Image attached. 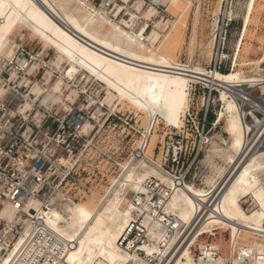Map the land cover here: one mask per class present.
<instances>
[{
  "label": "bare ground",
  "instance_id": "1",
  "mask_svg": "<svg viewBox=\"0 0 264 264\" xmlns=\"http://www.w3.org/2000/svg\"><path fill=\"white\" fill-rule=\"evenodd\" d=\"M129 1L115 2L113 8L107 6L106 1L97 6L92 0H0V62H3V59L11 61V57L7 58V53L18 45L16 38L12 36L20 33V26L25 27L40 37L44 44L54 47L59 60L69 61L71 67L66 71L69 78L73 79L82 68L118 92L121 99L132 103L150 117L146 128L149 134L144 133L145 139L140 146L147 148L146 152L140 155L142 171H135L132 161L125 166L123 173L125 179L122 177L115 181L103 195L88 201L68 202L73 204L68 205L66 215L56 208H51L48 212L43 211L46 224L57 235L63 239L76 241L72 249L66 245L62 250L64 258L68 264H149L147 259L140 257L136 252L124 249L118 243L133 218L134 207L127 198V188L135 192L143 191L142 183L152 176L172 185L173 177L163 170L158 160L149 155L153 151L158 135L157 130H154V123L160 116L168 125L182 128L190 103V83L196 81H206L221 93L220 99L224 103L225 112L220 113L219 120L226 117V130L230 135V147L233 150V153L228 155L232 167L230 166L226 173L223 168L218 169L216 175L207 179L208 187H197L194 183L188 182V179L185 186L175 187L168 209L177 215L176 222L186 226L187 231L191 228L194 230L189 238L192 239L190 244L188 241L181 246L167 264H182L184 258L190 260L192 252L189 245H193L197 238L212 229H214L212 232H215L216 228L231 230V236L237 238L239 245L248 246L247 251L263 249L264 117L261 118L256 111L261 110L264 115V104L257 103L236 86L238 83H247L250 87H258L264 101V69L257 66L255 72L252 71L254 73L250 74H242L239 71L227 73L213 71L209 74L206 69L195 64L194 57L190 63L185 64L171 53L167 55L166 52H161L159 47L148 46L150 41H156L159 36L156 30L149 36L145 34L151 19L144 18V13L138 14L137 8L136 13H129L126 20L120 17L124 10H128L125 4ZM139 1L141 5L143 0ZM166 1L168 0H156L157 3ZM180 1L173 0V5H178ZM254 1H250L249 11ZM150 10L152 15L157 12L156 7L152 5L148 8V11ZM141 19H144V22L136 29ZM247 21L248 16L246 24ZM153 23V28L160 27L159 23ZM107 24L108 28H105ZM142 35L145 36L144 40ZM173 40L169 43L174 44L172 47L177 49L178 42L175 40L177 43L175 45ZM206 47L207 45L203 46V49ZM170 48L167 47L168 50ZM17 57L28 60L18 52ZM28 62L34 65L33 70L27 69L24 72L16 69L17 77L9 75L11 82L21 87L24 85L20 84L22 77L30 79L29 75L34 74L38 65L36 62L32 63L29 60ZM7 70L11 73V66L1 73ZM1 79L2 77L0 98H3L7 90L2 87ZM59 84L57 82L55 86L46 88L40 100L35 94V97H32L31 92H22L18 111L26 117L36 113L35 118L40 119L43 113L37 107L38 103L50 111L55 110L56 104L52 106L48 103L60 100L63 83ZM12 87L11 84V91ZM41 90V86H38L37 91ZM239 101L248 104L249 108H243ZM250 117L251 119H248ZM145 143L147 144L144 145ZM218 179L225 182L216 206L220 215L195 224L201 202L206 201L208 191L215 188ZM249 195L256 200L257 206L247 212L243 199ZM31 204L40 209L37 199H33ZM0 217L14 222L19 215L13 204L6 202L0 209ZM153 237L162 242L165 235L157 230ZM176 240L177 235L165 244V249L154 243L146 245L145 250L148 255L157 254L156 257L162 259ZM204 241L199 245H204ZM23 242L24 236H21L11 247V264H29L23 257L31 262L37 261L41 250L33 253L26 250L21 253ZM179 242L180 240L176 244ZM214 245L223 246L216 239ZM224 248L227 250L228 244Z\"/></svg>",
  "mask_w": 264,
  "mask_h": 264
},
{
  "label": "rangeland",
  "instance_id": "2",
  "mask_svg": "<svg viewBox=\"0 0 264 264\" xmlns=\"http://www.w3.org/2000/svg\"><path fill=\"white\" fill-rule=\"evenodd\" d=\"M102 1L94 0V4L98 6ZM250 1L181 0L178 5H173V0H168L160 2L163 9L160 12L157 10L152 15V11H148L150 5L146 2L143 1L140 5L139 0H130L128 4H125L128 10H124L120 17L122 16L126 20L129 13H136V8L138 14L144 13V18L151 19L146 31L147 36L155 30L159 35L158 39L150 41L148 46L159 47L161 52H166L167 55L171 53L182 63L188 64L194 57L195 64L208 71L210 67H213L215 54L218 53L222 60L219 72L239 71L242 74H250L257 66L264 69V0H255L249 11ZM143 22L144 19L138 22V28ZM153 22L159 23L160 27L153 28ZM105 28H108V24ZM19 30L20 33L12 36L16 38L18 45H15L14 49L7 53V58L11 57V61L3 59V62H0V73L4 69H8L9 66H11V77L15 76L16 69L24 72L27 69L33 70L34 65H30L28 60L17 57V52L28 59H30V54L38 53L41 60H34L38 68L30 76V79L28 77L20 79V84H24L21 91L31 92L33 93L32 97H35V94L40 100L43 98L46 88L55 86L57 82L58 84L63 83L60 100L51 101L48 104L52 106L56 104L55 110L63 116L80 113L86 117L83 128L84 135L79 143H76L73 160V163L77 161L76 166L79 168L77 171L80 173L74 180V189L83 188L85 185L90 187L91 184L93 188L91 193L86 194V197L80 201H88L103 195L106 189L111 188L115 181L123 177L125 166L132 161L135 171H142L140 155L145 153L147 148L140 146L145 139L144 133L149 134L146 129L150 120L148 114L140 111L127 100L121 99L118 92L82 68L74 75L73 79L69 78L66 72L71 67L69 61L59 60L56 49L44 44L40 37L32 31L21 26ZM171 40L175 45L178 42L177 49L172 47L174 44H170ZM175 40L177 41L175 42ZM206 45L207 47L203 49V46ZM168 46L171 47L170 52L167 49ZM38 86H41L40 92L37 91ZM236 88L257 103L264 104L263 95L258 87H250L247 83H238ZM220 98L221 93L217 88L210 94L209 90L202 85H198L191 93L188 110L190 109V113L197 115L198 119H207V122H202L201 125L187 121L186 117L189 120L188 110L182 128L168 125L160 116L157 117V121L155 119L152 121H155L154 130H157L158 135L153 151L149 155L158 160L162 166L166 162L167 146L173 149L176 141L179 140L186 145V139H189L187 147L192 150L195 141L196 147H198L199 141L202 139L200 135L204 131L202 134L204 138L201 142L202 152L194 161L193 170L188 179V182L194 183V185L196 182L203 184L196 185L197 187H208L207 179L216 175L218 169L223 168L226 173L230 170L228 168L232 167L228 159V155L233 153V150L230 147V135L226 130V117L219 120L220 113L225 112L224 103ZM239 102L243 108H249L248 104ZM256 114L261 118L264 117L261 110L256 111ZM178 129L180 130L178 131ZM175 132H180L181 135L175 137ZM67 133H72L70 138L72 141L73 130L69 129ZM173 135L176 138L174 141L170 138ZM194 158L195 154L191 156L188 154L180 160V165L184 162L186 167ZM123 179L125 178L123 177ZM68 189L70 187L66 188L67 191ZM134 192L127 188V198L130 199ZM243 202L247 212L254 210L257 206L256 200L251 195L245 197ZM73 203L64 204L62 210L54 208L66 215L68 205ZM216 229H221L219 232L226 230ZM212 231L197 238L192 250L194 251V247H198V244L204 240L210 239L215 233ZM229 233L231 230L226 231L224 236L217 235L216 241L226 247Z\"/></svg>",
  "mask_w": 264,
  "mask_h": 264
},
{
  "label": "built area",
  "instance_id": "3",
  "mask_svg": "<svg viewBox=\"0 0 264 264\" xmlns=\"http://www.w3.org/2000/svg\"><path fill=\"white\" fill-rule=\"evenodd\" d=\"M92 1L94 2V0ZM105 1L107 6L113 8L115 2H122V0H103L98 6H101ZM143 1L148 5L155 6L158 12L163 9V5L157 3L156 0ZM136 29H138V25H136ZM144 39L145 36L142 35V40ZM30 59L28 60L32 63L34 60H41L38 53L30 54ZM221 62L218 53L215 54L214 65L210 67L208 73L220 71ZM9 71L0 74L1 85L7 90L6 95L0 98V209L6 202H10L16 208L19 217L14 222L0 217V264H11V247L21 236H24L21 253L26 250H31L32 253L41 250L36 262H31L23 257L25 262L29 264H68L62 250L66 248V245L67 248L72 249L76 245V241L63 239L57 235L46 224L43 211L48 212L54 207L62 210L64 204L78 202L92 191V184L90 187L85 185L83 188L74 189V180L80 173L77 171L79 169L76 166L77 161L73 163V160L76 143H79L84 135L83 128L86 117L80 113L63 116L56 110L50 111L45 106H39V103L37 107L43 113L40 119L35 118L36 113L30 117L24 116L18 111L23 86L20 87L13 81L11 82ZM198 85L208 89L210 94L216 90L206 81H196L190 83L191 93ZM187 113H189V120L186 117L187 121L198 125L207 122L206 118L198 119L197 115L190 113V109ZM69 129L74 132L72 141H70L72 133H67ZM202 134L200 136L203 139ZM174 135L179 137L181 134L175 132ZM174 135L170 137L173 141L176 139ZM202 139L199 141L198 147H196L195 141L192 150L187 147L189 139H186V145L179 140L176 141L173 149L167 146L165 152L167 158H165L163 170L173 177L172 185L152 176L142 183L144 190L134 192L130 198L134 207L133 218L120 236L118 243L124 249L136 252L140 257L147 259L149 264H162V262L167 264L181 246L188 241L190 244L192 240L189 238L194 229L191 228L187 231L186 226L176 222L178 217L168 209V204L175 187L185 186V182L190 178L194 161L202 152ZM188 154L190 156L195 154L194 160L186 167L184 162L180 165V160ZM195 184L203 185L198 182ZM224 186L225 182L218 181L215 188L208 191L206 201L201 202L196 213L195 224L220 215L216 206ZM68 187L70 189L67 191ZM33 199L39 201V210L31 204ZM157 230L165 235L162 242L153 237ZM220 230H215L214 235L210 239H206L204 245L198 244V247H194V251L192 250L194 244L189 245L192 258L190 260L184 258L182 264H264V248L247 251L248 246L239 245L237 238L234 239L230 233L227 250L224 246H215L214 240L217 239V235L221 237L225 235L226 231H229L219 232ZM185 231L187 232L185 233ZM175 235H177L176 242L172 244L162 259H158L157 254L148 255L145 250L146 245L156 243L165 249V244ZM178 240L180 242L177 245ZM169 252L171 254L167 259Z\"/></svg>",
  "mask_w": 264,
  "mask_h": 264
}]
</instances>
